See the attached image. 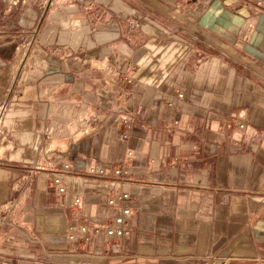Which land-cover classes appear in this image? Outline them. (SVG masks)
Listing matches in <instances>:
<instances>
[{"label": "crops", "instance_id": "crops-1", "mask_svg": "<svg viewBox=\"0 0 264 264\" xmlns=\"http://www.w3.org/2000/svg\"><path fill=\"white\" fill-rule=\"evenodd\" d=\"M0 68V264H264V0H0Z\"/></svg>", "mask_w": 264, "mask_h": 264}, {"label": "built area", "instance_id": "built-area-1", "mask_svg": "<svg viewBox=\"0 0 264 264\" xmlns=\"http://www.w3.org/2000/svg\"><path fill=\"white\" fill-rule=\"evenodd\" d=\"M10 1L11 3L16 2V0H6ZM179 97L182 96V94H178ZM243 126L240 125L239 128H242ZM128 156H131V152L127 153ZM43 170L40 169L39 171ZM126 174L124 170H122V167L117 166L111 167V168H102L95 170L94 168L89 169L88 175L89 176H95L98 178H104L109 175H112L117 178L123 177V175ZM62 175H71L70 171V165L68 163H64L62 166H60L58 169L51 170L50 176H51V183L54 187L58 189L59 192L64 191V186L61 182V176ZM130 199L129 195L127 193H121L120 195H111L107 201L106 204L109 207L114 208L117 210L116 214L108 219L106 224L104 225L102 232L104 233L105 237L107 238L109 242V248L110 250H113L114 252L122 251V245L123 241L128 237L129 232L126 228L129 218L132 216V212L130 208L123 206L125 202H127ZM79 200L76 199L75 202H78ZM118 203H121V205H118ZM70 232H72V229H69ZM99 229H94L95 233H98ZM79 232L84 240H86V236L88 234L87 229L85 227H80ZM70 240H73L75 238L74 234L68 235Z\"/></svg>", "mask_w": 264, "mask_h": 264}, {"label": "rangeland", "instance_id": "rangeland-1", "mask_svg": "<svg viewBox=\"0 0 264 264\" xmlns=\"http://www.w3.org/2000/svg\"><path fill=\"white\" fill-rule=\"evenodd\" d=\"M16 64L17 63H14V64H12V67H13V72H15V67H16ZM10 72V71H9ZM13 72H11L12 74L11 75H13L14 76V73ZM7 84H8V82L6 81V83H4L3 81H0V85H2L3 87H5V86H7Z\"/></svg>", "mask_w": 264, "mask_h": 264}, {"label": "bare ground", "instance_id": "bare-ground-1", "mask_svg": "<svg viewBox=\"0 0 264 264\" xmlns=\"http://www.w3.org/2000/svg\"><path fill=\"white\" fill-rule=\"evenodd\" d=\"M1 69V68H0Z\"/></svg>", "mask_w": 264, "mask_h": 264}]
</instances>
